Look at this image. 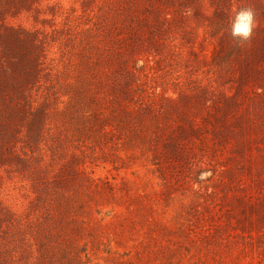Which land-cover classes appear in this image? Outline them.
<instances>
[{
	"label": "rangeland",
	"instance_id": "rangeland-1",
	"mask_svg": "<svg viewBox=\"0 0 264 264\" xmlns=\"http://www.w3.org/2000/svg\"><path fill=\"white\" fill-rule=\"evenodd\" d=\"M0 264H264V0H0Z\"/></svg>",
	"mask_w": 264,
	"mask_h": 264
}]
</instances>
